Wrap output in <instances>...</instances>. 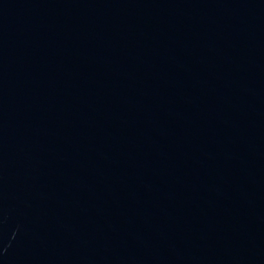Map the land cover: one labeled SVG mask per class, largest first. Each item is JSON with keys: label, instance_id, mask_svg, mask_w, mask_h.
I'll return each mask as SVG.
<instances>
[{"label": "water", "instance_id": "water-1", "mask_svg": "<svg viewBox=\"0 0 264 264\" xmlns=\"http://www.w3.org/2000/svg\"><path fill=\"white\" fill-rule=\"evenodd\" d=\"M0 264H264V0H0Z\"/></svg>", "mask_w": 264, "mask_h": 264}]
</instances>
